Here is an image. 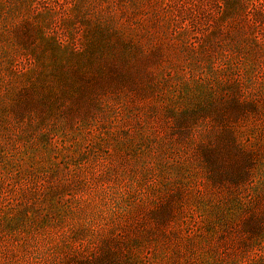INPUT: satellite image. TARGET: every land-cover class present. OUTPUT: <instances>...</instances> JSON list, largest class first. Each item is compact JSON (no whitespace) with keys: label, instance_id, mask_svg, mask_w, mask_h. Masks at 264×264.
<instances>
[{"label":"rangeland","instance_id":"374dc122","mask_svg":"<svg viewBox=\"0 0 264 264\" xmlns=\"http://www.w3.org/2000/svg\"><path fill=\"white\" fill-rule=\"evenodd\" d=\"M0 264H264V0H0Z\"/></svg>","mask_w":264,"mask_h":264}]
</instances>
